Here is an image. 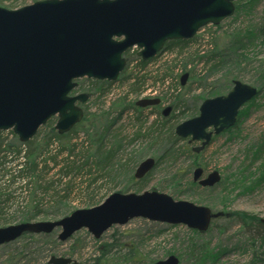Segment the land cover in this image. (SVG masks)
Segmentation results:
<instances>
[{"label":"rangeland","instance_id":"374dc122","mask_svg":"<svg viewBox=\"0 0 264 264\" xmlns=\"http://www.w3.org/2000/svg\"><path fill=\"white\" fill-rule=\"evenodd\" d=\"M36 1L40 0H2L0 6L18 9ZM235 3L242 5L238 12L235 10L218 25L201 28L193 37L195 40L182 50L169 51L164 47L151 58L145 69L139 70L141 57L138 56L139 48L134 47L125 56L127 65L117 80L77 79L78 85L72 95L86 93L89 96L85 103H79L87 116L79 122L77 137L72 138V142L78 144L75 152L82 155L78 163L86 155L95 154L100 141L103 146L120 144L122 148L113 158V164L104 171L110 175L106 174L88 187L95 173L82 171L80 175L63 181L59 179L62 162L58 166L51 162L46 180H55L51 188L60 190L61 194H65L63 189L67 185L71 186L67 199L58 204L53 197L54 190L50 194L37 192L33 195V187V191L29 189L24 194L23 205H19V191L13 192L12 187V197L7 205L2 206L4 212L0 211V227L17 224L23 222L27 212H30L28 216L31 215V206L41 198L42 212L33 221H52L70 215L76 209L99 205L114 192L140 194L156 190L175 200L210 207L216 214L213 226L207 232L197 233L186 224L136 217L125 224L113 225L99 238L88 228H82L67 241L58 239V228L49 235H24L1 245L0 264H49L52 256L70 257L82 264H154L170 255H176L180 264H248L252 260L255 247L234 214L245 211L264 218V182L252 189L246 187L249 182L243 186L236 184L239 178L264 169V151L254 158V150L264 147L261 146L264 143V83L259 73L264 62V41L255 40L250 44L245 40L246 44L242 46L237 43L240 38L235 36L238 31L243 34L245 30L257 28L264 16V0H236ZM231 51L235 58H239L236 63H223L224 66L210 69L207 58L211 53L223 52L224 55ZM186 73L189 77L182 85L181 77ZM131 75H147V82L139 84L143 86L141 91H132L133 79L125 80ZM235 80L258 88L254 102L242 107L244 115L237 129L215 135L205 149L194 151L199 142L190 143L189 138L176 135V126L197 116L204 100L226 95ZM155 97L161 99L158 105H137L140 99ZM167 107L171 110L165 116L163 112ZM58 118L52 117L38 130L39 140L52 129L58 132L55 128ZM151 127L156 130L155 134L150 137L141 135ZM172 133L178 137L176 143L170 135ZM2 137L9 144L21 142L12 130L5 131ZM171 145L176 148L187 145L193 151L169 158L171 154H165ZM149 157L156 161L153 169L137 179L136 169ZM91 160L97 159L91 157ZM198 167L204 169L202 178L218 170L222 179L225 178V187L217 185L220 182L212 189L192 187L189 182L193 181ZM0 197L2 203L7 195ZM205 251L214 256L203 259L201 256Z\"/></svg>","mask_w":264,"mask_h":264},{"label":"water","instance_id":"95a60500","mask_svg":"<svg viewBox=\"0 0 264 264\" xmlns=\"http://www.w3.org/2000/svg\"><path fill=\"white\" fill-rule=\"evenodd\" d=\"M236 0H40L18 9L0 6V131L12 130L21 142L58 116L55 128L69 132L84 118L77 103L86 93L72 95L82 77L115 81L125 70V52L137 47L148 60L170 40H188L206 25H218L235 12ZM189 74L181 77L185 85ZM258 94V88L235 80L226 94L203 101L199 114L175 128L181 138L200 152L214 135L236 125L242 107ZM158 97L137 101L142 107L157 105ZM167 107L163 114L170 112ZM156 161L149 157L135 172L137 179L151 171ZM196 168L193 180L204 187L221 181L218 170L206 177ZM216 214L205 205L156 190L143 193L114 192L99 205L76 209L52 221H27L0 227V245L26 232L51 234L67 241L88 228L99 238L110 227L144 217L173 224H186L207 232ZM264 223V218H261ZM49 264H82L70 257L52 256ZM154 264H180L176 255Z\"/></svg>","mask_w":264,"mask_h":264},{"label":"trees","instance_id":"16d2710c","mask_svg":"<svg viewBox=\"0 0 264 264\" xmlns=\"http://www.w3.org/2000/svg\"><path fill=\"white\" fill-rule=\"evenodd\" d=\"M2 0H0L1 2ZM236 11L238 12L242 5H239L235 3ZM246 33V38L243 36V34ZM242 34L241 31H238L237 36H235L237 40V43H241L242 46L250 42H255V40H260L261 42L264 41V16L261 20V23L257 26V28L253 30H245ZM193 40V38L188 40H170L166 43L165 49L172 51L175 48L184 49L186 48ZM130 54V50L125 53V56H128ZM149 60H143L142 58L139 59V70L145 69L147 64L150 62ZM239 60V58H235L233 52H225L223 55V52L220 53H211L207 58V63H211V70L217 69L218 67L224 66L227 63H236ZM224 63V65H223ZM259 73L261 76V82L264 83V62H262L261 67L259 69ZM134 81L131 82V86H133L132 91H141L142 87L139 85L140 83L144 85L148 78L147 75H138L136 77L134 76H127L125 80H131ZM162 78V80H164ZM161 80V81H162ZM227 84V83H226ZM136 85H139L138 87ZM255 99V98H254ZM254 99L250 102H254ZM250 105V104H249ZM244 115V112L241 110L239 113V119L235 126L228 129L225 132H232L235 129L239 127V123L242 120V117ZM85 116L87 114L85 113ZM87 119V117H86ZM156 125V124H155ZM78 126L77 124L72 130H70L67 133L60 134L55 129H52L51 132L46 133L40 140V132L38 135L33 137L27 142H20L19 144L14 143H6L3 139V135L5 134V131H0V192H2L1 195H7V198L4 202H0V211L4 212L2 210V206L7 205V201L12 197V190L11 188L14 187L13 192L19 191L18 201L19 205H23V202L25 200L24 194L28 193V190L33 191L34 187V194L42 193L44 194H50L51 190H54L53 197L59 204L61 200L67 199L70 192L71 186H66L63 190H65V194H61V191L58 189H52L51 187H54L55 180L47 181L46 178L48 176V172L51 170L50 163H53V166H58L60 162H62L61 166L59 167V179L60 180H67L68 178L71 179L72 177L78 176L81 174L82 171H84L86 174H96L95 177L91 179V181L88 183V187H91L92 184H94L98 179L104 177L108 172H104L106 169H109L110 166L113 164L112 160L114 157H116L117 153L120 151L122 146L118 144V146H103L104 144L100 143L96 147L95 154H89L85 156V159L78 163L81 158V154H77L75 150L77 149V143L72 142L73 137H77L78 135ZM172 132V131H171ZM13 133V131H12ZM156 130L151 127L149 131L144 134H141L142 136H148L150 137L151 134H155ZM173 139H175V142L178 141V137L174 133L170 134ZM138 136V135H136ZM138 138V137H137ZM56 143H59V145ZM56 146H53V145ZM264 146V143L261 145ZM180 147V146H179ZM86 151V150H85ZM88 151V150H87ZM178 151L180 152L178 154ZM186 151L192 153L193 148L186 146H181L180 148H176L175 145H171L168 150H166L165 156L167 154H171L169 158H177L182 153H185ZM264 151V147L258 148V150H254V158H257V155L259 156L260 153ZM196 157L199 156V154H195ZM164 156V157H165ZM84 157V156H83ZM91 157L95 158L96 161L93 162L91 160ZM163 157V156H162ZM61 159V160H59ZM93 166L96 168V172H94ZM110 170L109 172H111ZM110 175V174H107ZM59 180V182H60ZM247 182H249V185H246ZM264 182V169L260 168L257 172L254 174L252 173L251 176L239 178V180L236 181L237 186H243L246 185L248 188H255L258 187ZM192 187H197L201 189H210L211 187H203L200 184L190 181L189 182ZM225 178H223L219 184L223 188L225 187ZM4 184V186H2ZM196 185V186H195ZM215 187V186H214ZM19 189V190H18ZM212 189V188H211ZM52 192V191H51ZM1 198V197H0ZM41 198L40 202L35 203V205L31 206V215L30 212H27V216L23 217L24 221H33V218L36 217V215H39L42 212V209L40 208L41 204ZM23 208V206H21ZM235 219L240 223V225L248 232L251 244L255 247L254 251V257L248 264H264V223L261 222V218L258 216H255L253 214H250L249 212L240 211L234 214ZM213 222L211 227L213 226ZM194 232H200L198 230H194ZM24 235H31L34 236L35 234L28 232ZM23 235V236H24ZM49 235V234H48ZM104 254V253H103ZM105 255V254H104ZM208 257H213L214 254L212 252L205 251L201 257L203 259ZM127 259V258H126ZM129 260V259H128Z\"/></svg>","mask_w":264,"mask_h":264},{"label":"flooded vegetation","instance_id":"af4514ba","mask_svg":"<svg viewBox=\"0 0 264 264\" xmlns=\"http://www.w3.org/2000/svg\"><path fill=\"white\" fill-rule=\"evenodd\" d=\"M79 106H80V104H79ZM84 109V108H83ZM201 142H199V144H200ZM8 226V225H7ZM5 227V226H4ZM1 246V245H0Z\"/></svg>","mask_w":264,"mask_h":264}]
</instances>
